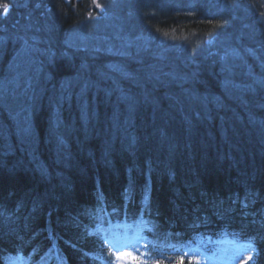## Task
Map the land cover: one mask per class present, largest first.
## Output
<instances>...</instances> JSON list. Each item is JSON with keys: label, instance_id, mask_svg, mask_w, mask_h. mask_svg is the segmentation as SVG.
Segmentation results:
<instances>
[{"label": "trees", "instance_id": "1", "mask_svg": "<svg viewBox=\"0 0 264 264\" xmlns=\"http://www.w3.org/2000/svg\"><path fill=\"white\" fill-rule=\"evenodd\" d=\"M120 1L125 18L131 12L138 19L143 14L161 18L156 29L164 36L148 33L144 25L150 21H146L137 24L134 36L136 40H146L140 50L118 54L94 47L74 48L67 41L71 31L82 27L92 14L100 19L104 13L100 5L96 8L95 0H0L1 14L3 6L8 7L7 15L0 17V25H6L0 38L4 41L0 42V65L20 73L21 67L35 61L43 69L38 79H32L35 83L31 87L28 76L21 74L27 85L23 96L17 97L24 99V110L32 122L49 126L53 151L67 144L75 156L97 151L104 160L109 156L114 160L110 166L83 164L58 178L51 166H39L49 153L42 156L38 149L45 144V133L37 131V148L31 150L27 145L26 157L16 151L26 128L15 130L18 114L8 110L0 99V126L6 125L0 128V140L9 145L5 153L0 151L7 155L5 162L0 161L1 231L18 239L21 245L27 243L26 235L39 227L53 233V237L47 231L41 239L34 237V254L20 264H111L113 256L105 233L111 235L122 223L140 220L156 230L154 235L150 230L148 233L155 246L172 244L176 236L189 240L204 236L215 242L225 237L264 238L263 0H220L219 4L216 0H193L192 6L173 0ZM10 15L15 19L9 20ZM105 19V25L113 23ZM47 63L52 67L44 69ZM3 74L0 69V76ZM77 76L93 77L87 85L100 83L85 90L73 84ZM158 85L163 93L158 91ZM107 89L125 99L123 115L144 104L156 107L153 114L157 124L151 138L149 121L145 126L137 120L125 126L129 134L136 132L143 148L149 150L122 152L135 160L152 152V169L139 164L134 172L125 175L122 168L115 173L112 167L118 169L119 162L112 153L116 151L95 140H84L103 126L113 129L112 117L104 125L99 124L110 109L101 103L108 99L98 91ZM226 90L240 97L231 98ZM195 107L204 109L201 114L207 124L193 119L194 111L200 113ZM242 107L250 109L248 121L258 129L254 137L245 135L239 127L228 136L210 124L219 118L236 120L241 117L237 111ZM113 108L118 112V107ZM82 110H87V117ZM161 121L168 123L161 128ZM87 123L92 131L87 129ZM53 125L61 131L62 138L51 134ZM8 129L13 131L11 141L2 136ZM173 161L175 168H169L166 163ZM114 183L119 184L120 191L125 187L124 192L142 184L147 197L140 204L125 199L126 212H122L104 201L118 198ZM92 190L97 192V199L87 209L91 214L76 218L72 230L58 232L55 224L51 227L50 221L33 215L32 206L38 196L57 209L55 215L62 216V205L68 204L67 209L75 212V204H84L90 195L85 193ZM98 199L102 201L101 209ZM235 215L245 220L242 228L232 226ZM82 236L90 237L91 244H83ZM257 243L255 264H264V243ZM60 244L65 245V250ZM0 260L11 264L7 257Z\"/></svg>", "mask_w": 264, "mask_h": 264}, {"label": "bare ground", "instance_id": "2", "mask_svg": "<svg viewBox=\"0 0 264 264\" xmlns=\"http://www.w3.org/2000/svg\"><path fill=\"white\" fill-rule=\"evenodd\" d=\"M173 1L181 5L188 3V5L192 6L190 3L193 0H173ZM219 2L220 0H216L217 4H219ZM122 7H123L122 3L118 5L116 3V6L108 9L106 20L108 22H113V23L112 24L109 23L110 26L107 29L102 27L104 29V32L100 33L101 35L100 38L101 39L107 38L108 44L106 48L104 49L99 48V49L105 50L107 52L118 53V54H125L127 52H134V51L142 49L143 42H145L146 40L144 39L143 42L141 40H136L134 39V37H131V35L129 33H126L125 31L126 27L131 25V23H134L135 25H137L142 22L150 21L144 25V26H148L146 28L147 32L152 33L154 31V34H156L158 37L164 36L163 34H160L158 30L156 29L159 27L158 23L162 22L161 20H159L161 18L157 17L156 19H154L146 14H143L138 19L136 17L137 14L135 12H131V14H129L128 17L125 18L123 14L121 13ZM213 7L214 5H212L211 9ZM215 8H220V6H216ZM263 8H264V0H263ZM0 17H2L1 13H0ZM13 18L15 19L13 15L9 16V20H12ZM98 18H99L98 16L94 17V15L92 14L91 17L83 24V27L85 28L84 31H86V34H89V35L90 34L94 35V33L99 34L97 33L98 30L97 32L95 31V28L101 27L100 25L101 20ZM5 30H6V25H0V38L4 35ZM122 34L127 41L126 45H124L119 39V37L122 36ZM166 35H169V34L167 33ZM115 37H117L118 40H116ZM113 40L118 41V46H114L111 43V41ZM0 42L2 43L4 41L0 39ZM36 64L38 66H41L38 63ZM0 66H1L0 69L3 72H5V74H3L5 75L4 77L0 76V81L3 82L2 84L3 91L0 92V99L3 102L2 104L6 105L8 102L7 96H12L13 94H17V93H25V87L27 84L24 80H21V74L23 75L24 71L28 68L29 65L26 67H21L19 69L20 73L12 70L14 68H9V67L7 68L4 65H0ZM50 67L52 66L51 64H48V63L43 66L44 69H49ZM92 78L93 77L82 79L81 77L77 76L76 79H74L72 82L75 86L81 85L83 88H85V90H90V88L93 85L100 83L97 81V82H94L93 84H90V83L88 85L85 84L91 81ZM31 83H35V80H32ZM32 89H36V88H32ZM158 91H161V93H163L164 89L162 90L161 87L158 85ZM99 92L104 94L103 95L104 98L108 99V100L101 101V103L104 106H106L108 109H110V112H105L103 114V116L101 117L102 120L100 121L99 124L104 125L105 124L104 122L108 119V117L110 118V120L112 117L111 124L113 126V129L110 126H103L99 130H97L95 133H93L91 137L84 138V140H88V139L95 140L99 142L100 144H102V146L109 148L112 151H116L112 153L114 156H116L119 162V165H117L118 169H115L117 167H114L112 165L113 166L112 168H114L113 171L115 173H120V169L123 168V172L126 175L127 172L128 173H130V171L134 172L137 168H139V164L140 166L141 164L144 165L145 168L152 169V167L154 166V162H155L152 152H150V154L146 156V158L138 159V160L133 159L132 155L125 156V154H123L122 152L145 153V151L149 150L148 147L143 148L144 144H141L143 141L141 138H139L138 134L134 131H132L129 134L128 131L125 129V126L126 124L133 123L135 120H137L138 122L142 123L145 126V122L149 121L147 122L148 124L147 131L150 134L148 138H151V136L155 134L153 130L155 129L156 124H157V122H155L154 120V114H153L154 111L156 110L155 109L156 107L154 105L144 104V105H141L138 110H135L134 112L130 114L125 113V115H123V111H122L123 106L127 105L124 98L114 96L113 93L110 92L108 89L99 90L98 93ZM114 106L118 107V112L115 111V109L113 108ZM7 109L11 110L9 106L7 107ZM195 109L198 110L200 113H197V111H194L192 115L193 119H195L199 124H204L205 115L201 114V112H203L204 109L198 108V107H195ZM82 112L85 115V117H87V114H88L87 110L85 112L82 110L81 113ZM237 112H238V116H241V117L237 118L234 121H231L230 119L223 120L219 118V119L214 120V122L212 120L210 124L214 125L216 128H218L219 131H221L223 134L228 135V136L231 133L235 132L236 128L239 127L243 130V132H245V135L251 134L254 137L258 133L257 132L258 129H256L253 126L252 124L253 122L248 121L247 117L250 114V109L247 107H242ZM16 117H17L18 123H16L15 125L16 127L14 126L15 130H18L20 132L26 128L27 131L26 130L25 131L32 133L33 134L32 136L35 138H38L36 135L37 131L45 133V136H46V139H44L45 144L42 147L41 146L38 147V149L40 148V151H41L40 154L42 156H45L48 152L49 153L48 155H46L47 160H44L43 163L40 162L39 166L40 165L43 167L46 165L51 166L52 169H55L54 173L58 178H62L63 174L66 171L71 170V168H77L78 166L80 167L83 164L99 165V164L105 163V165H108V166L113 164L112 162L114 160L111 159V156L107 157L106 160H104L105 157H102L103 155H101V152H97V151L96 152L95 151H89V152L85 151L84 156H75L71 153L72 151L71 149L66 148L68 146L67 144H60L59 149L57 151L56 150L53 151L55 149V145H54V142L50 139L51 138L50 128L48 125H45L43 127H40V125L37 126L35 123L32 122L31 115L27 112V110H22L20 114L16 115ZM262 118L263 117H261L260 119ZM161 122H162V125L160 126L161 128L165 127L168 123V122L164 123L163 121ZM4 127H6V125L0 126V128H4ZM54 127H56V125H53L52 129L54 130H52L51 134H53L54 136L58 138H62L61 131ZM86 127L87 129L92 131L93 127L91 125L89 126V123L86 124ZM95 134L97 136H95ZM63 137H65V135H63ZM259 137L261 138V135ZM263 138H264V134H263ZM5 143L6 141H3L2 139L0 140V145H1L0 151L1 152L3 151L4 153L6 152V149H8V146H9L8 143L7 144ZM17 144H18V147L16 151L20 150L21 151L20 153L23 154L22 158L26 157L27 152H28L27 144L22 140V138L18 140ZM117 144L119 146V147L117 146L118 148L116 147ZM1 152H0V161L5 162L7 160V155H2ZM27 159H30V158H27ZM11 160L13 159L11 158ZM130 161L133 163H130ZM134 161L136 162L134 163ZM180 164L181 162H178V166ZM166 165L169 168H175L176 163L173 161V162L166 163ZM98 173L102 174L99 171ZM118 186L119 184H116L115 186V183L113 185V188H116V192H117L116 195L118 198L113 199L112 197H109V200L105 199L104 201L106 203H109L110 205H114L115 208L122 210V212H126L125 207H126L127 201L125 199L136 201V202L138 201V204H140L144 200V198L147 197L144 194L145 186H143L142 184L138 187L134 186V189H130L126 192H124L125 187L123 188V191L122 190L120 191V189L117 188ZM87 194L88 195L90 194L89 199H87L84 204H81V205L75 204V210H76L75 212H73L74 210L71 211V209H67L68 204L62 205V207L60 208V211L64 213L62 216H57V214L55 215V213H57V209H55L53 206L46 205L45 202L47 199L38 196V198L36 199V203L34 204V206H32L34 210L33 215L40 216L45 221L47 220L50 221L49 225L51 227H53V225L55 224V227L58 232H67V229L72 230L75 228L74 222L78 220L76 218L82 216L83 214L84 215L91 214V212L87 209L92 208L91 204L96 201L97 192L95 190H92L91 193L86 192L85 196ZM65 197L70 200H73V198L69 195ZM232 207H233V210L235 211L236 207L235 206H232ZM101 208H102V201L98 199V209H101ZM92 210L94 211V209ZM121 214L127 215L123 213ZM235 217L236 219L232 221V226L237 227V228H242L245 224L244 222L245 220L242 219V217L240 216L235 215ZM96 218H99V216H96ZM122 224L126 226H130L131 231H139V233L143 231L144 227H146V229L148 227V225H145L146 224L145 220L131 221V222L122 223ZM46 228L47 227H43V228L39 227V230L30 232L29 234H27L26 238H24V241H26L27 243L24 245L19 244V242H17L18 239L16 238L11 239L8 235L4 234L0 228V258L7 257L8 258L7 263H11V264H20V262L26 261L27 259H29L30 256L34 254L33 253V247H34L33 238L34 237H36L37 239H41L43 236H45L46 231L49 237H53V233L49 229H46ZM263 229H264V224H263ZM148 230L151 231L152 235L157 233L156 230L154 229L153 230L148 229ZM114 235L116 236V234ZM178 237L177 236L175 237V241H173L172 244H169V245L163 244L161 246L159 245L160 248L161 249L172 248V251L182 256L191 255L190 251L187 250V247H189L193 241H190L189 239H181ZM245 237H246L245 238L246 240L233 239L234 237H225V238L220 239L215 244H213L214 241H210L209 243L207 241H202V242L204 245H206L205 249H207L211 253L210 255L212 257H215L216 255V253L214 252V247L212 246H217V244H220V243L227 244L230 241H233L237 243L238 249L248 250L250 252L254 250V247L257 249L258 241H260L261 246L264 243V238L263 240H261L258 237H255L254 235L245 236ZM248 237H251L252 240H248L249 243L247 244L246 241ZM197 238L202 239L204 238V236L197 237ZM81 241H83V244H86V245L91 244L90 237L82 236ZM60 247L63 250H65L64 244H60ZM201 250H204L203 246H201ZM3 260H0V264H4V262H2ZM253 263L254 261H252L251 264Z\"/></svg>", "mask_w": 264, "mask_h": 264}, {"label": "rangeland", "instance_id": "3", "mask_svg": "<svg viewBox=\"0 0 264 264\" xmlns=\"http://www.w3.org/2000/svg\"><path fill=\"white\" fill-rule=\"evenodd\" d=\"M97 2L96 8L101 6L100 10L104 13L101 15L100 18V25L101 27L95 28V31L99 34H86L85 28L77 27L71 31V34L68 35V44H70L74 48H83V47H94V48H106L108 42L107 38H100V33L104 32L103 28H109V24L105 25L106 21L103 19L106 18L108 9L121 4L120 0H95ZM123 5V1H122ZM106 20V19H105ZM103 27V28H102ZM139 27L134 23H131L128 27H126V33L132 32L133 34L131 37L135 36V32H137ZM118 40V38H115ZM121 42L126 45L127 41L124 38L123 34L119 37ZM114 46H118V41H111ZM125 50V49H124ZM13 67V65H12ZM227 96L230 95L231 98L233 97H240L237 93L233 92L230 93L226 90ZM23 96L22 93L13 94L12 96H7L8 102L7 106L11 108V110L16 113L20 114L22 110H24L23 100L17 97ZM1 103V102H0ZM2 104V103H1ZM11 118V117H10ZM13 131L8 129L7 133H3L2 136L7 141H11ZM33 134L30 132H23L21 137L22 140L33 149H36L35 137L32 136ZM130 226H125L123 228V232L119 233L116 232V236L113 237L110 243L114 248V256H115V263L114 264H159V261L156 260L157 255H154L153 252H150L148 249V244L146 243L145 235L139 233V231H131ZM203 241H207L204 239ZM209 243V241H207ZM201 246L204 247V250H201ZM205 246L201 239H197L192 242V244L187 247V250L190 251L191 255L188 256V259L193 264H226V259L229 258L231 263L229 264H237V259L239 256L244 257L242 264H251L254 257L253 253L250 251L245 254L243 250L238 249L237 243L230 241L227 244H222L217 246L214 250L216 253L215 257H212L210 252L205 249ZM213 252V253H214ZM214 258H219V261H216ZM241 264V263H240Z\"/></svg>", "mask_w": 264, "mask_h": 264}, {"label": "snow or ice", "instance_id": "4", "mask_svg": "<svg viewBox=\"0 0 264 264\" xmlns=\"http://www.w3.org/2000/svg\"><path fill=\"white\" fill-rule=\"evenodd\" d=\"M7 13H8V7H7V5H4L3 6V13H2V15L3 16H6ZM25 44H27V41H25ZM35 51L39 52L40 50L39 49H35ZM42 71H43L42 67L41 66H38L35 61L30 62L28 68L23 73V75L28 76L29 87H31V81H32V79L33 78L38 79L39 76H40V73ZM2 84H3V82L0 81V92L3 91ZM26 131H27V129H26Z\"/></svg>", "mask_w": 264, "mask_h": 264}]
</instances>
